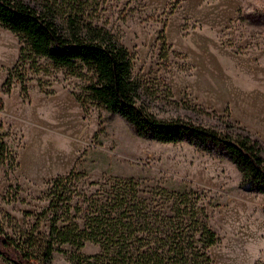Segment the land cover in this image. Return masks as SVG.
<instances>
[{"label": "rangeland", "instance_id": "rangeland-1", "mask_svg": "<svg viewBox=\"0 0 264 264\" xmlns=\"http://www.w3.org/2000/svg\"><path fill=\"white\" fill-rule=\"evenodd\" d=\"M79 2L80 21L107 30L127 49L139 101L149 111L215 127L229 121L264 144V0ZM251 13L261 22L246 18ZM22 45L0 25V135L7 147L0 163L1 222L10 216L21 223L24 212L40 211L47 182L72 168V186L87 192L105 177L150 179L205 199L218 237L208 249L211 264H264V194L241 182L229 157L187 141L137 135L91 97V68L29 59ZM63 249L51 264H71L72 247ZM98 250L86 242L79 252ZM0 264L7 263L0 257Z\"/></svg>", "mask_w": 264, "mask_h": 264}, {"label": "trees", "instance_id": "trees-1", "mask_svg": "<svg viewBox=\"0 0 264 264\" xmlns=\"http://www.w3.org/2000/svg\"><path fill=\"white\" fill-rule=\"evenodd\" d=\"M79 0H0V25L16 34L26 58L45 57L67 69L87 66L96 77L87 86L108 112L134 132L160 142L187 141L229 157L249 189L264 194V144L237 124L215 127L185 117L161 118L139 101L127 49L107 30L77 17ZM253 22H261L247 14ZM32 59V58H31ZM15 68V67H14ZM18 76L24 82L23 71ZM11 88L8 72L3 86ZM22 92L27 88L23 84ZM3 104L0 98V110ZM1 129V124H0ZM7 151L0 135V163ZM73 168L50 179L47 200L19 222L0 220V257L7 264H51L70 245L71 264H211L208 249L218 241L207 203L193 189H169L158 181L105 177L93 189L72 186ZM98 245L95 254L79 250Z\"/></svg>", "mask_w": 264, "mask_h": 264}, {"label": "bare ground", "instance_id": "bare-ground-1", "mask_svg": "<svg viewBox=\"0 0 264 264\" xmlns=\"http://www.w3.org/2000/svg\"><path fill=\"white\" fill-rule=\"evenodd\" d=\"M235 255V254H234ZM241 258V257H240ZM232 263V262H231ZM239 264V263H238Z\"/></svg>", "mask_w": 264, "mask_h": 264}]
</instances>
